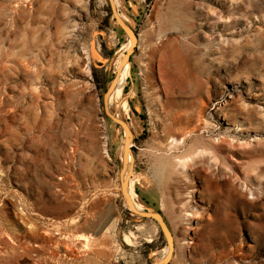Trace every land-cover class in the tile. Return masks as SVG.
<instances>
[{
  "label": "rangeland",
  "instance_id": "374dc122",
  "mask_svg": "<svg viewBox=\"0 0 264 264\" xmlns=\"http://www.w3.org/2000/svg\"><path fill=\"white\" fill-rule=\"evenodd\" d=\"M117 5L137 42L113 108L167 264H264V0ZM129 47L109 0H0V264L167 255L104 110Z\"/></svg>",
  "mask_w": 264,
  "mask_h": 264
},
{
  "label": "water",
  "instance_id": "95a60500",
  "mask_svg": "<svg viewBox=\"0 0 264 264\" xmlns=\"http://www.w3.org/2000/svg\"><path fill=\"white\" fill-rule=\"evenodd\" d=\"M111 7H112V11L113 14L116 18L117 23L119 24L120 28L127 34L128 38L132 41V45L130 46V49L127 50V52L125 53L124 57H123V61L130 63V55L133 53L134 48L136 47V42H137V37L136 34L133 32L132 28L125 23L122 18L120 17L115 2L114 0H109ZM111 92V87L108 88L107 92L104 94V110L106 115L116 124H118L119 126H121V128L124 131V138H125V149H124V162H122V169H121V191L125 197V199H127L128 203H129V208L138 216H141L143 218H151L154 219L158 222L162 232L164 233L167 242H168V247H169V255L162 261H160L158 264H167L170 259L172 258L173 255V251H174V239L172 236V233L170 231V228L168 227L163 215L160 212L157 211H152V210H137L132 202V198L130 197L129 193H128V184L130 181V178L132 177L133 174V164H134V157L132 154V149H131V145L132 142L134 140V135L132 133V130L129 128L128 124L126 121L118 118L116 115L112 114L107 106V96L109 95V93ZM129 160L130 163V169L127 172V162ZM126 163V164H125ZM125 175V178H124ZM127 203V204H128Z\"/></svg>",
  "mask_w": 264,
  "mask_h": 264
},
{
  "label": "bare ground",
  "instance_id": "6f19581e",
  "mask_svg": "<svg viewBox=\"0 0 264 264\" xmlns=\"http://www.w3.org/2000/svg\"><path fill=\"white\" fill-rule=\"evenodd\" d=\"M114 2H115V5H116V8H117V11H118V13H120V11H119V9H118V5H117V0H114ZM120 15V17L122 18V20L125 22V23H127L126 22V20L124 19L125 17L120 13L119 14ZM129 22V21H128ZM128 24V23H127ZM128 25H130V24H128ZM131 26V25H130ZM132 45V41L130 40V46ZM128 49H130V47L128 48ZM129 74H130V63H127V62H125V61H123V59H122V61L119 63V65H118V71H117V73H116V76H115V78L113 79V81H112V83H111V85H110V87H111V92L109 93V95L107 96V99H106V102H107V106H108V108H109V110H110V112L112 113V114H114V115H116L118 118H120V119H122L123 120V118H121V114H120V112H114V108H113V105H116V107L118 106V104H117V101H115V99L118 97V95L120 96V93H121V89H122V85H123V83L126 81L125 80V78L126 77H128L129 76ZM125 84V83H124ZM117 100V99H116ZM116 102V103H115ZM124 107H126V103H124V105H123ZM119 108V107H118ZM127 124H128V122H127ZM128 126H129V128L131 129V125H129L128 124ZM132 130V129H131ZM124 149H125V143L123 144V147H122V152L124 153ZM126 164V163H125ZM127 172L129 171V169H130V163H129V160H128V162H127ZM132 176H133V174H132ZM124 178H125V175H124ZM132 179V177L130 178V181H129V184H128V193H129V195H130V197L132 198V202H133V205H134V207L137 209V210H145V207H144V205L142 204V203H140V202H138L137 200H136V196L134 195V192H133V190H132V186H131V180ZM126 201H127V199H126ZM127 203H128V201H127ZM128 206H130L129 205V203H128ZM20 218V217H19ZM23 220V219H22ZM89 238V237H88ZM92 238V237H91ZM83 239V238H82ZM83 240H86L85 238L83 239ZM87 241V240H86ZM166 253H167V255L163 258V259H161V260H159L158 262H156L155 264H158L160 261H162V260H164L168 255H169V247H168V249L166 250Z\"/></svg>",
  "mask_w": 264,
  "mask_h": 264
}]
</instances>
